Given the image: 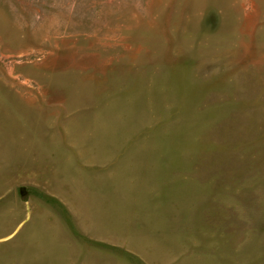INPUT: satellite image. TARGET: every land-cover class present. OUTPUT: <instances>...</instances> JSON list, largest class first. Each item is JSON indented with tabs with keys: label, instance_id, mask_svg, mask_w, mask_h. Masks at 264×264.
Segmentation results:
<instances>
[{
	"label": "rangeland",
	"instance_id": "obj_1",
	"mask_svg": "<svg viewBox=\"0 0 264 264\" xmlns=\"http://www.w3.org/2000/svg\"><path fill=\"white\" fill-rule=\"evenodd\" d=\"M0 264H264V0H0Z\"/></svg>",
	"mask_w": 264,
	"mask_h": 264
}]
</instances>
